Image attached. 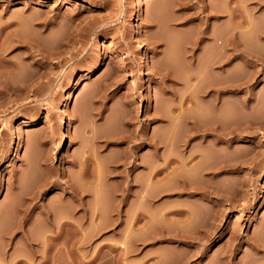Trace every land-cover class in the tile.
<instances>
[{
	"label": "rangeland",
	"instance_id": "rangeland-1",
	"mask_svg": "<svg viewBox=\"0 0 264 264\" xmlns=\"http://www.w3.org/2000/svg\"><path fill=\"white\" fill-rule=\"evenodd\" d=\"M0 264H264V0H0Z\"/></svg>",
	"mask_w": 264,
	"mask_h": 264
},
{
	"label": "bare ground",
	"instance_id": "bare-ground-1",
	"mask_svg": "<svg viewBox=\"0 0 264 264\" xmlns=\"http://www.w3.org/2000/svg\"><path fill=\"white\" fill-rule=\"evenodd\" d=\"M186 15V14H185ZM183 16V15H182ZM188 16V15H187ZM186 16V17H187ZM185 17V16H184ZM183 18L182 20H184V19H188L189 20V18ZM190 22V21H189ZM203 33V32H202ZM145 60L147 61V58H145ZM75 85H77V84H74V85H72L71 86V88H70V90H69V92H68V96L66 97V100H65V108H69L70 107V98L75 94V92H76V86ZM22 125L23 126H25V127H28V126H32V125H35V122H34V124H33V122H31V121H27V120H24V122L22 123ZM194 125H196V124H194ZM198 125V124H197ZM193 127H195V126H193ZM192 127V128H193ZM72 128H73V126H72V123L70 122V121H66L65 122V128H64V138H63V143H65L69 138H70V135H71V131H72ZM199 128V127H198ZM204 128V127H203ZM194 129V128H193ZM206 129H208V128H206ZM205 129V131H207ZM210 129V128H209ZM196 130H198L196 127H195V131ZM211 130H213V129H211ZM191 132H192V130H190ZM199 131H200V129H199ZM199 131H196V132H194V134H193V136L194 135H196ZM209 131V130H208ZM217 131V130H216ZM202 133V132H201ZM204 133V132H203ZM213 133V135H215L214 134V132H212ZM211 134V133H210ZM218 134V133H217ZM221 134V133H220ZM201 135V134H200ZM219 135V134H218ZM217 135V136H218ZM222 135V134H221ZM204 136V135H203ZM225 136V135H224ZM223 136V137H224ZM200 137V136H199ZM193 140V139H192ZM24 139L22 138V137H20V139H19V141H18V150L19 151H21V150H23V147H24ZM192 161V160H191ZM186 163V162H185ZM185 163H184V166H186L185 165ZM170 164V163H169ZM188 166H189V164H188ZM191 168L193 167V165L192 166H190ZM195 168V167H194ZM168 170L169 169H171V165H169L168 166V168H167ZM172 172V171H171ZM169 173V172H168ZM171 173H169V175H170ZM168 175V174H167ZM170 176H172V175H170ZM169 176V177H170ZM167 178H168V176H166ZM170 179V178H169ZM47 181V180H46ZM96 181V180H95ZM94 181V182H95ZM45 184H47L48 185V183H45ZM92 184H93V182H92ZM145 186V185H144ZM189 187H191V186H189ZM168 188H170L169 186H168ZM188 188V187H187ZM198 188V187H197ZM190 189V188H189ZM192 189V188H191ZM169 190H171V189H169ZM192 190H196V188H193ZM198 190V189H197ZM30 204H32V203H30ZM36 205V204H35ZM38 205V204H37ZM31 205H29V208H31L30 207ZM25 207V206H24ZM37 207V206H36ZM43 206H41V208H42ZM25 208H28V205L25 207ZM28 208V209H29ZM40 208V207H39ZM33 209H34V207H33ZM37 209V208H36ZM23 210H25V209H23ZM22 210V211H23ZM41 210V209H40ZM44 210V209H43ZM30 211V210H29ZM46 211H47V209H46ZM45 211V212H46ZM49 211V210H48ZM41 212V211H40ZM43 212V211H42ZM23 213V212H22ZM26 213V212H25ZM24 213V214H25ZM31 213V212H30ZM48 213V212H47ZM23 214V215H24ZM45 214V213H44ZM27 215V214H26ZM25 217V216H24ZM27 218V217H26ZM22 224V223H21ZM60 234H62V233H60ZM60 236H62V235H60Z\"/></svg>",
	"mask_w": 264,
	"mask_h": 264
}]
</instances>
